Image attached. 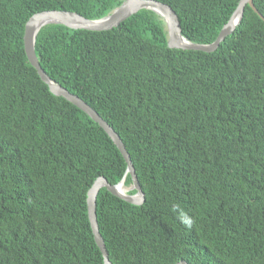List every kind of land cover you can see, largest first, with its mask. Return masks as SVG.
Here are the masks:
<instances>
[{
  "label": "trees",
  "instance_id": "obj_1",
  "mask_svg": "<svg viewBox=\"0 0 264 264\" xmlns=\"http://www.w3.org/2000/svg\"><path fill=\"white\" fill-rule=\"evenodd\" d=\"M123 1L0 0V264H104L88 190L100 176L129 186L127 163L96 121L50 91L23 37L36 13L99 19ZM158 1L187 39L209 44L240 0ZM253 2L264 16V0ZM35 51L112 126L134 165L142 204L97 194L112 264H264V20L250 5L211 52L169 47L150 9L109 30L45 25Z\"/></svg>",
  "mask_w": 264,
  "mask_h": 264
},
{
  "label": "water",
  "instance_id": "obj_2",
  "mask_svg": "<svg viewBox=\"0 0 264 264\" xmlns=\"http://www.w3.org/2000/svg\"><path fill=\"white\" fill-rule=\"evenodd\" d=\"M246 4L250 5L254 11L258 13L259 16L264 20V16L258 11L253 0H240L228 22L224 24L216 39L209 44L195 43L187 39L182 34L181 23L176 11L167 3L158 0H124L120 6L99 19H87L82 15L71 11L46 10L32 15L27 21L23 40L24 50L30 64L36 68L39 76L49 86L50 91L54 95L64 97L82 109L108 133L123 155L127 163L126 172L129 173L132 178L131 184L127 186L125 184V176L116 184H111L104 176H100L93 182L88 190V216L95 241L104 258V264H112V262L109 259L108 251L98 226L96 200L99 190L105 187L115 196L125 200L126 202L136 205H140L144 202V193L138 181L134 165L130 159V155L118 133L82 98L71 93L65 87L51 79L40 65L35 51V42L38 32L43 26L48 24H63L73 29H87L95 31L109 30L121 24L139 10L150 9L163 19L167 30L169 47L211 52L214 51L225 39V37L232 33L236 26L240 23ZM130 190H135V193H130ZM176 264L187 263L180 261Z\"/></svg>",
  "mask_w": 264,
  "mask_h": 264
},
{
  "label": "clouds",
  "instance_id": "obj_3",
  "mask_svg": "<svg viewBox=\"0 0 264 264\" xmlns=\"http://www.w3.org/2000/svg\"><path fill=\"white\" fill-rule=\"evenodd\" d=\"M178 206L173 205V210L176 211ZM178 219L185 225V227L190 228L192 224L194 223V220L188 216L186 213H184L182 210L178 211L177 213Z\"/></svg>",
  "mask_w": 264,
  "mask_h": 264
}]
</instances>
